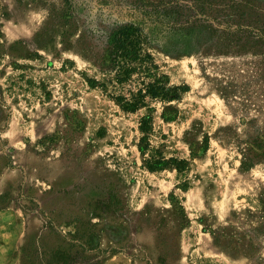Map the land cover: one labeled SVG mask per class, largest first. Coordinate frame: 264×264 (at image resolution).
I'll list each match as a JSON object with an SVG mask.
<instances>
[{"label":"rangeland","instance_id":"1","mask_svg":"<svg viewBox=\"0 0 264 264\" xmlns=\"http://www.w3.org/2000/svg\"><path fill=\"white\" fill-rule=\"evenodd\" d=\"M124 27L140 40L146 60L138 67L148 71L142 66L118 82L117 67L101 62ZM164 77L169 87L188 88L178 99L147 96L134 111L122 106L143 83ZM194 134L200 143L210 137L199 157L186 141ZM258 134L264 0H0V209H16L21 227L8 264L23 263L20 240L27 229L39 230L44 211L87 218L82 206L102 212L108 192L121 217L103 214L118 235L127 230L128 251L160 253L159 219L169 217L175 200L188 223L177 229L178 253L167 264H264V235L257 252L235 255L209 231L263 222L264 159L241 169L246 141ZM156 158L189 163L149 170L147 161ZM23 192L43 205L26 215L18 207L30 206ZM114 256L113 264H153L118 250Z\"/></svg>","mask_w":264,"mask_h":264},{"label":"trees","instance_id":"2","mask_svg":"<svg viewBox=\"0 0 264 264\" xmlns=\"http://www.w3.org/2000/svg\"><path fill=\"white\" fill-rule=\"evenodd\" d=\"M132 29V27H124L112 34V38L108 42L105 58L101 62L104 63V66L117 67L118 73L116 78L118 82L125 81L136 69L142 68V66L148 71L144 63L138 67V62H143L146 59L140 57V40L131 38L130 30ZM90 81L93 85L96 83L94 80ZM143 84L144 87L133 94L131 99H123L122 106L125 109L131 111L136 110L144 104L147 96L151 98L160 97L163 100L169 101L178 99L180 90L183 91L188 88L187 86L169 87L165 77L162 79L156 78L152 82ZM164 114L166 115V112ZM140 130L143 136L140 139L141 145L139 148L145 154L149 144L148 132L150 130V124L147 119L142 121ZM191 134L189 131L186 136L190 137ZM59 136L58 134L55 135L56 138ZM186 141L190 146L191 156L199 157L207 152L210 137L208 134H205L202 143H200L195 140L194 134V138H187ZM246 143L247 146L242 152L243 157L241 160V169L243 170L252 168L256 163L264 159V134L251 136ZM188 163V160L185 159L170 158L166 160L164 158H156L147 161V167L152 171L165 169L168 166H175L180 170L187 166ZM107 195L108 197H105L107 199L101 200L102 206L98 207L102 212L90 213V208L87 205L82 206V209L87 213V218H84L83 216L85 215L82 214H61L59 208L44 211L39 230L31 234V230L27 229L25 236L21 240L20 247L23 253L22 264H104L109 254L115 250L124 252L131 257L148 259L153 264H167L170 253L173 256H177V229L183 228L188 223L185 209L179 201L172 200V209L169 211V217L162 216L159 219L158 226L161 231L160 235L165 239L163 240L160 253L157 256H152V258L142 249H139L138 253L127 250L128 246H125V240L122 238L127 233V230L123 229L122 234L118 235L115 227H112L107 222L103 214L105 211H111V217H121V213L119 214L121 208L116 204L114 193L108 192ZM20 196L23 198V201L25 199L28 200L30 205L28 206L24 202L18 205L26 215L29 214L28 207L35 205L40 208L43 205L39 200L26 192L21 193ZM172 198L174 199L173 194ZM261 203L263 214L260 215V218L263 219V222L243 230L234 225H228L218 229L212 228L209 231L213 235L215 243L235 255H252L257 252L260 248V243L257 239L261 235H264V198L261 199ZM95 218H98L100 222H93ZM144 220L150 221L151 216L148 215ZM165 234L171 235L165 237ZM104 238H107V241ZM166 245L167 247H165Z\"/></svg>","mask_w":264,"mask_h":264},{"label":"crops","instance_id":"3","mask_svg":"<svg viewBox=\"0 0 264 264\" xmlns=\"http://www.w3.org/2000/svg\"><path fill=\"white\" fill-rule=\"evenodd\" d=\"M16 215V209H0V264H8L11 261V245L20 237L21 227L15 220ZM115 259H119L118 256L109 257L104 264H113Z\"/></svg>","mask_w":264,"mask_h":264}]
</instances>
